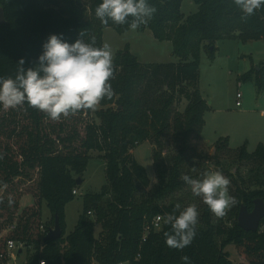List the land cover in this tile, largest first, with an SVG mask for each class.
<instances>
[{"label": "trees", "instance_id": "1", "mask_svg": "<svg viewBox=\"0 0 264 264\" xmlns=\"http://www.w3.org/2000/svg\"><path fill=\"white\" fill-rule=\"evenodd\" d=\"M156 11L140 31L150 28L155 38L173 43L177 61L142 63L126 44L113 60L115 78L111 99H104L97 111L99 122L90 119L93 110L62 117L50 123L47 114L25 104L5 110L0 105V264H7L1 254L7 241L14 239L33 246L26 250V260L17 264H232L228 245L233 244L245 259L241 264H264V218L258 231H246L238 224L244 205L251 211L255 200H264V144L249 152L246 143L230 148L227 137L214 144V154L198 153L191 140L200 138L205 114L211 110L198 82L201 52L214 58L216 42L239 39L242 42L264 39V7L255 15L242 18L233 0H194L197 12L185 17L183 0H147ZM102 0H0L4 22L0 23V77L15 78L18 61L23 67H35L50 35H62L68 43L96 38V47L104 44L106 27L119 33L130 30L132 17L123 25L101 23L95 15ZM212 47V48H211ZM244 81H256L264 89V63L258 70L242 75ZM186 100L183 111L177 104ZM178 144L167 150V139ZM145 141L153 146L157 182L151 179L132 150ZM99 151L106 161V183L98 193L84 197L83 211L75 229L66 234V205L78 190V177L84 171L91 152ZM198 157L197 171L190 166L189 152ZM227 153L240 162L255 165L251 174L240 176L227 170L231 179L228 194L236 203L223 217H215L205 204L197 224V234L183 250L169 248L164 233L171 225L162 222L160 230L146 227L158 215L172 213L183 202L175 195L190 187L180 177L194 179L212 171L203 166L214 160L223 168ZM150 188V189H149ZM31 194L34 202L21 208V199ZM14 204L8 206V198ZM168 200V202H167ZM51 212V220H42V203ZM182 210V207H181ZM93 211L94 215H89ZM178 215L179 212H176ZM59 218L63 235L45 241ZM228 219V220H227ZM15 222V228L10 225ZM102 230L96 234V225Z\"/></svg>", "mask_w": 264, "mask_h": 264}, {"label": "rangeland", "instance_id": "2", "mask_svg": "<svg viewBox=\"0 0 264 264\" xmlns=\"http://www.w3.org/2000/svg\"><path fill=\"white\" fill-rule=\"evenodd\" d=\"M198 9L199 6L194 0H183L182 12L185 17L197 12ZM103 40L104 43L106 42L111 46L113 60L118 50L129 44L132 53L138 56L139 61L142 63L177 61V57L173 54V43L158 40L150 28L143 31L130 29L125 33H119L109 26L104 29ZM263 63L264 39L247 42H242L239 39L219 40L216 42L214 58L209 55L206 49L202 50L198 86L202 95L210 104L211 110L205 114L206 123L202 133L204 139L209 143L202 141L200 138L193 137L191 140L198 153L213 155L215 150L212 144L220 137H227L230 148L234 149L246 143L249 152L256 149L258 140L264 139V89L260 91L254 80L244 81L241 78L244 73L251 69L258 70ZM238 93L242 95L240 98L241 106L236 104ZM186 104L187 101L182 100L177 104V108L183 111ZM101 108L102 106L99 104L93 110L90 119L99 122L96 113ZM58 122L50 121L54 124ZM153 146L150 141H145L132 150L136 160L146 168L149 177H155V180L151 179L150 188L157 182L153 163ZM177 147L178 144L172 137L167 139V150L172 151ZM189 156H192L190 166L196 172L198 165H200L197 162L198 157L194 156L192 151L189 152ZM221 158L223 168L216 166L215 161L212 159L205 160L202 164L211 168L212 171H221L230 182L231 179L227 174L228 169H231V173L238 176L240 174L246 176L251 174V168L256 167L250 163L240 162L237 157H230L227 153ZM105 165L106 161L101 152H91L88 165L84 171V181L78 187V194L73 201L66 205V234L75 229L79 216L83 211L85 195L100 192L106 183ZM175 198L183 201L181 203L182 210L188 205L195 204L199 213V220L202 207L205 205L201 197L194 196L191 188L188 187L177 193ZM33 202L34 198L31 194L24 195L20 202L21 208L31 205ZM228 211L229 209L226 218H228ZM42 220L44 222L51 220V212L45 201L42 203ZM261 229H264V226ZM101 230V225L97 224L96 234H99ZM28 248L33 249V246L26 247L23 249L22 254H18L17 263L26 260V250ZM227 250L230 253L232 264L245 262V259L237 253L233 244L228 245ZM94 264H97V262Z\"/></svg>", "mask_w": 264, "mask_h": 264}, {"label": "clouds", "instance_id": "3", "mask_svg": "<svg viewBox=\"0 0 264 264\" xmlns=\"http://www.w3.org/2000/svg\"><path fill=\"white\" fill-rule=\"evenodd\" d=\"M233 3L241 10L244 19L264 7V0H233ZM155 11L147 0H102L95 15L104 25L109 21L123 25L132 17L130 28L135 30L146 25ZM84 34L82 31L74 43L64 41L62 35H50L35 67L25 69V61L21 58L15 78L0 77V105L8 110L27 104L53 121H59L81 111L95 110L102 100L111 99L114 90L110 81L115 78L111 46L105 42L96 47L95 36L85 42L82 39ZM150 179L155 180V177ZM180 179L190 186L194 196L202 198L216 217L225 216L236 203L228 194L230 180L219 170L203 173L202 179L187 174ZM13 204L14 200L9 197L8 206ZM198 217L195 204L183 210L180 204H176L173 212L163 218L172 229L171 233H164L166 245L177 250L190 246L197 234ZM181 259L184 264H189V257L182 256Z\"/></svg>", "mask_w": 264, "mask_h": 264}, {"label": "water", "instance_id": "4", "mask_svg": "<svg viewBox=\"0 0 264 264\" xmlns=\"http://www.w3.org/2000/svg\"><path fill=\"white\" fill-rule=\"evenodd\" d=\"M4 22L3 10L0 9V23ZM212 48V47H211ZM78 185L82 183L81 177L77 179ZM264 218V200L258 198L255 200L254 208L249 211L246 206H242L238 215V224L246 231H258L261 221ZM63 235V230L58 217L55 219V225L46 234L44 240H56Z\"/></svg>", "mask_w": 264, "mask_h": 264}, {"label": "built area", "instance_id": "5", "mask_svg": "<svg viewBox=\"0 0 264 264\" xmlns=\"http://www.w3.org/2000/svg\"><path fill=\"white\" fill-rule=\"evenodd\" d=\"M242 97L241 93L237 94V101L236 104L237 106H241V100L240 98ZM73 193L75 195L78 194V190L74 189ZM89 215H94L93 211H89ZM162 222H163V218L161 215L156 216L152 221L151 224H149L146 227V231L150 230L151 228L154 230H160L162 228ZM15 228V222L12 223L10 225V229H14ZM41 230L44 233H48V231L46 230V227L44 224L41 225ZM27 247V244L25 242L22 241H16L14 239H9L7 241V246H6V252L4 254H1V257H5L6 258V263L7 264H17L16 260L18 258V254L19 251L25 249ZM41 264H45L44 261H41ZM118 264H126L125 262H119Z\"/></svg>", "mask_w": 264, "mask_h": 264}, {"label": "crops", "instance_id": "6", "mask_svg": "<svg viewBox=\"0 0 264 264\" xmlns=\"http://www.w3.org/2000/svg\"><path fill=\"white\" fill-rule=\"evenodd\" d=\"M137 57H138V56H137ZM263 112H264V111H263ZM206 113H207V112H206ZM203 129H204V128H203ZM202 133H203V131H202ZM202 138L204 139L203 136H202ZM204 140H205V139H204ZM205 141H206V140H205ZM206 142H208V141H206ZM208 143H209V142H208ZM259 143H263V144H264V139L261 138L260 140H258V144H259ZM213 144H214V143H213ZM258 144H257V146H258ZM257 146H256V147H257ZM23 252H24L23 250H22V251L20 250V251H19V254H22Z\"/></svg>", "mask_w": 264, "mask_h": 264}]
</instances>
